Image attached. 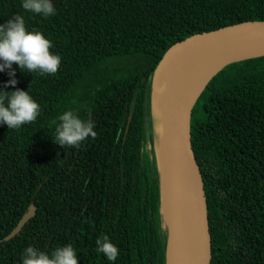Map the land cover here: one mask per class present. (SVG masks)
Segmentation results:
<instances>
[{
  "label": "trees",
  "instance_id": "1",
  "mask_svg": "<svg viewBox=\"0 0 264 264\" xmlns=\"http://www.w3.org/2000/svg\"><path fill=\"white\" fill-rule=\"evenodd\" d=\"M52 2L56 14L42 17L21 0H0V23L22 15L61 56L54 75L12 64L15 88L29 92L40 114L15 130L0 124V264H21L28 245L50 252L67 243L78 264H109L95 251L101 233L120 250L115 264H164L148 107L153 69L170 44L192 33L264 20V0ZM66 109L90 114L95 138L78 148L54 143ZM191 134L209 264H264V55L232 62L207 81L193 104ZM30 205L32 216L3 239Z\"/></svg>",
  "mask_w": 264,
  "mask_h": 264
},
{
  "label": "water",
  "instance_id": "2",
  "mask_svg": "<svg viewBox=\"0 0 264 264\" xmlns=\"http://www.w3.org/2000/svg\"><path fill=\"white\" fill-rule=\"evenodd\" d=\"M259 46L263 47L258 49ZM229 53L233 56L195 82L197 70L206 61ZM261 55H264V20H245L195 32L173 42L153 69L148 107L157 138L153 154L159 180V214L165 234L164 264H176V258L178 264L210 262L206 195L191 134L193 104L218 70L232 62ZM163 179L167 194L162 191ZM164 194L166 203H163ZM33 213L34 206L30 205L3 239L12 237ZM166 216L173 221V232L168 224L164 228Z\"/></svg>",
  "mask_w": 264,
  "mask_h": 264
},
{
  "label": "clouds",
  "instance_id": "3",
  "mask_svg": "<svg viewBox=\"0 0 264 264\" xmlns=\"http://www.w3.org/2000/svg\"><path fill=\"white\" fill-rule=\"evenodd\" d=\"M20 6L42 17L56 14L52 0H21ZM51 48L52 41L41 31L27 29L20 14L14 13L0 23V73L7 70L8 76L0 84V124L8 129L15 130L33 122L40 114V106L29 92L15 88L17 80L13 62L18 69H26L28 73L36 71L40 75H54L61 64V56L50 51ZM9 85L15 90H5ZM57 120L52 141L62 148H78L83 141L95 138L97 134L90 114L87 119H82L78 110L66 109L58 115ZM95 251L102 254L109 264H115L120 252L104 233L95 239ZM20 260L21 264H78L76 249L70 243L57 246L50 252L28 245L23 249Z\"/></svg>",
  "mask_w": 264,
  "mask_h": 264
},
{
  "label": "bare ground",
  "instance_id": "4",
  "mask_svg": "<svg viewBox=\"0 0 264 264\" xmlns=\"http://www.w3.org/2000/svg\"><path fill=\"white\" fill-rule=\"evenodd\" d=\"M261 47H263V46H259L258 47V49L259 48H261ZM231 56H233V54H227V55H217V56H215V57H213L212 59H210L209 61H206L198 70H197V72H196V75H195V82L196 83H198L199 81H200V79H202V77H203V75L205 74V73H208L210 70H212L213 68H215V66L218 64V63H220V62H222V61H224L226 58H228V57H231ZM166 185V181H165V179H163V187H162V191L163 192H165L166 194H167V187L165 186ZM166 203V198H165V194H164V197H163V203ZM166 214V212H165V210H164V213H163V215H165ZM167 224L170 226V232H173V221L169 218V216L167 217L166 216V222L164 221V228H166V226H167ZM167 258H168V260L170 261V255H169V253H168V255H167ZM173 259H174V254H173ZM174 262L176 263V264H178V261H177V258H176V260L174 259Z\"/></svg>",
  "mask_w": 264,
  "mask_h": 264
},
{
  "label": "rangeland",
  "instance_id": "5",
  "mask_svg": "<svg viewBox=\"0 0 264 264\" xmlns=\"http://www.w3.org/2000/svg\"><path fill=\"white\" fill-rule=\"evenodd\" d=\"M157 140V139H156ZM156 140H155V143H156ZM164 231V230H163Z\"/></svg>",
  "mask_w": 264,
  "mask_h": 264
}]
</instances>
